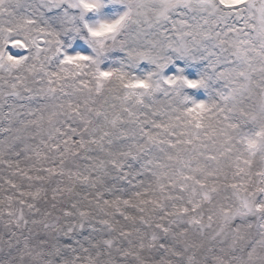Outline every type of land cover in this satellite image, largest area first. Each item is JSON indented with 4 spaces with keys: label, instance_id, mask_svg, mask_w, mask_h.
<instances>
[{
    "label": "rangeland",
    "instance_id": "1",
    "mask_svg": "<svg viewBox=\"0 0 264 264\" xmlns=\"http://www.w3.org/2000/svg\"><path fill=\"white\" fill-rule=\"evenodd\" d=\"M128 2L0 0V264H264V0Z\"/></svg>",
    "mask_w": 264,
    "mask_h": 264
},
{
    "label": "bare ground",
    "instance_id": "2",
    "mask_svg": "<svg viewBox=\"0 0 264 264\" xmlns=\"http://www.w3.org/2000/svg\"><path fill=\"white\" fill-rule=\"evenodd\" d=\"M152 10H153V8H148V10L146 12V15H148V14L150 15V13L152 12ZM204 11H206V10H204ZM11 16H12V14H11ZM47 17L48 18H53V16H47ZM62 17L65 18L61 14V20H63ZM41 18L44 20V16L43 15H41ZM11 19H14V17H12ZM139 23H141V24H139ZM133 26L136 27V32H134V34L132 36H127V39H129L130 44H134L136 42V40L137 41H143L144 40V39H141V36L138 34V31H137L138 30L137 29L138 27L142 26V33H143L144 37L147 36L150 33V31H152V27L148 25V20H143V21H140V22H133ZM195 29H196L195 27H192V30H195ZM261 123L264 124V119L263 118H261ZM251 228L253 229V226ZM165 234H166L167 241H168L169 233L166 232ZM252 246H254V245H252ZM164 252L166 253L167 252V249H165ZM55 254H56L55 252H53L51 254L50 263L49 264H55V259L57 258V254L56 255ZM175 257L176 258H179L180 256H175Z\"/></svg>",
    "mask_w": 264,
    "mask_h": 264
}]
</instances>
